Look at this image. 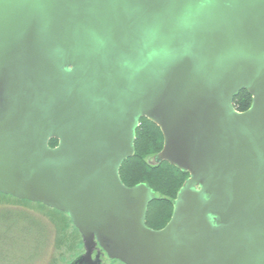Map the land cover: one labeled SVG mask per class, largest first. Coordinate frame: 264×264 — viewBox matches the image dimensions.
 <instances>
[{"label":"water","instance_id":"water-1","mask_svg":"<svg viewBox=\"0 0 264 264\" xmlns=\"http://www.w3.org/2000/svg\"><path fill=\"white\" fill-rule=\"evenodd\" d=\"M142 118L189 175L156 231ZM0 194L65 213L71 264H264V0H0Z\"/></svg>","mask_w":264,"mask_h":264},{"label":"rangeland","instance_id":"rangeland-1","mask_svg":"<svg viewBox=\"0 0 264 264\" xmlns=\"http://www.w3.org/2000/svg\"><path fill=\"white\" fill-rule=\"evenodd\" d=\"M82 253L65 213L0 194V264H71Z\"/></svg>","mask_w":264,"mask_h":264},{"label":"trees","instance_id":"trees-1","mask_svg":"<svg viewBox=\"0 0 264 264\" xmlns=\"http://www.w3.org/2000/svg\"><path fill=\"white\" fill-rule=\"evenodd\" d=\"M233 101L234 109L239 113L247 111L252 103L246 90L241 91ZM134 140L135 153L123 162L119 175L123 185L128 188L144 183L153 191L156 198L147 207L145 224L154 230L163 228L170 220L177 192L189 175L168 162H152L153 157L162 151L164 143L160 129L152 121L145 118L140 120ZM49 145L56 147L58 143L52 139Z\"/></svg>","mask_w":264,"mask_h":264},{"label":"flooded vegetation","instance_id":"flooded-vegetation-1","mask_svg":"<svg viewBox=\"0 0 264 264\" xmlns=\"http://www.w3.org/2000/svg\"><path fill=\"white\" fill-rule=\"evenodd\" d=\"M148 227V226H147ZM160 229H162V228H159V229H156V230H160ZM152 230H154V229H152ZM156 230H154V231H156ZM83 253H84V251H83ZM82 253V254H83ZM81 255V254H80ZM79 256V255H78ZM92 260L94 261L96 258H98L97 256H96V253L94 252L92 255ZM100 256V255H99ZM104 257H101L100 256V264H107L108 262H112V261H116V262H119V261H117V260H111V259H109L108 257H107V255H103ZM77 259V258H76ZM120 263V262H119Z\"/></svg>","mask_w":264,"mask_h":264}]
</instances>
